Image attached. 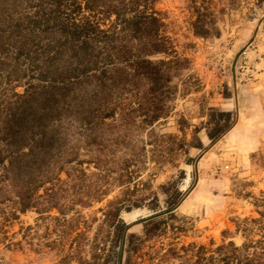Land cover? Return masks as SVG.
Segmentation results:
<instances>
[{
	"label": "trees",
	"instance_id": "trees-1",
	"mask_svg": "<svg viewBox=\"0 0 264 264\" xmlns=\"http://www.w3.org/2000/svg\"><path fill=\"white\" fill-rule=\"evenodd\" d=\"M154 1L0 0V219L16 218V211L36 210L41 216L56 209L59 215L48 217L66 221L72 206H84L92 196L81 165L101 166L112 146L125 145L133 131L167 116L173 79L186 60L176 56ZM189 8L195 36L219 33L210 0H190ZM231 124L230 112L211 111L206 134L213 142ZM197 132L190 144L202 147ZM80 151L94 154V160L80 158ZM170 186L161 185L166 218L176 217L170 211L181 196L178 188L169 192ZM68 196L69 204L61 202ZM130 207L109 201L89 257L81 255L85 234L77 232L65 258L78 264H138L133 258L143 239L128 234L129 224L120 217ZM166 218L148 216L145 234L154 235ZM242 222L240 245H199L181 264H264V212ZM1 235L0 242L7 238ZM174 256L179 254L170 248L156 264Z\"/></svg>",
	"mask_w": 264,
	"mask_h": 264
},
{
	"label": "rangeland",
	"instance_id": "rangeland-1",
	"mask_svg": "<svg viewBox=\"0 0 264 264\" xmlns=\"http://www.w3.org/2000/svg\"><path fill=\"white\" fill-rule=\"evenodd\" d=\"M189 5L190 0H155L152 6L163 19L176 56L186 60L173 79L176 91L167 116L133 131L126 147L112 146L101 166L81 165L92 196L86 205L72 206L66 221L48 217L58 216L56 209L41 216L36 210L16 211V218L0 219V236H7L0 242V264H78L65 258L76 245L73 237L84 232L81 255L88 258L111 200L132 206L121 210L120 217L129 224L128 234L143 239L133 258L138 264H156L158 255L170 248L179 256L162 264H181L199 245L214 248L244 241L237 225L264 212V1L210 0L219 33L208 37L192 33ZM211 111L230 112L232 122L213 142L206 134ZM195 130L202 147L190 144ZM80 158L94 160V154L80 151ZM170 183L169 192L178 188L181 196L170 211L176 217L166 218L161 185ZM70 197L61 202L69 204ZM150 202L159 205L150 209ZM154 214L164 216L166 224L148 236L145 219ZM253 235L258 237L257 232Z\"/></svg>",
	"mask_w": 264,
	"mask_h": 264
}]
</instances>
